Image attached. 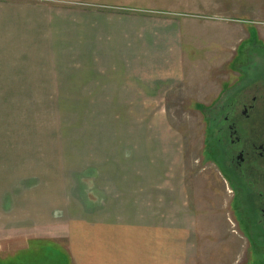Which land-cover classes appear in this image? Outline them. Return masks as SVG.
Instances as JSON below:
<instances>
[{"label":"rangeland","instance_id":"rangeland-1","mask_svg":"<svg viewBox=\"0 0 264 264\" xmlns=\"http://www.w3.org/2000/svg\"><path fill=\"white\" fill-rule=\"evenodd\" d=\"M16 1L3 2L12 5ZM194 2L197 6L189 10L181 29L184 63L204 73L198 80L201 84L211 81L223 88L232 81L229 69L235 68L222 64V55L237 51L242 39L243 51L250 36L264 40V0ZM17 3L22 9L10 6L3 10L0 34V55L5 56L0 58V86L4 87L0 89V141L12 145L9 151L18 155L19 175L15 176L32 173L36 184L58 186L52 199L42 196L43 188L35 191L34 201L56 207V214L68 215L69 210L58 209L60 200L53 198L67 192L69 203L79 205L82 197L75 191L77 178L92 162L102 163L106 156L111 157L106 162L110 163V159L123 161L131 153L139 157L151 154L157 167L165 161L179 169L177 180L182 183L181 203L174 196L168 200L162 196L158 241L164 263L179 264L187 259V264H264V248L251 244L248 234L235 231L232 187L225 186L209 160L205 114L211 100L193 96L187 91L192 85L186 84L187 89L177 95L168 90L170 98L159 100L164 104L120 105L124 100L113 97L115 79L107 83L91 77L93 66L103 64L100 58H90L91 21L89 15L85 17L89 4L58 0ZM22 65H32L36 72L20 73ZM116 67L117 63L113 71ZM15 69L19 74L7 73ZM17 79L22 84L16 83ZM15 85L28 87L11 88ZM196 101L206 104L197 105ZM172 180H176L174 176ZM167 181L170 190L173 184ZM84 221L88 225L52 220L12 232L1 230L0 264H66L64 256L58 255L64 249L70 259L74 255L90 258L94 235L89 218ZM41 239L47 244H38ZM140 240L147 239L143 236ZM53 245L51 251L45 248Z\"/></svg>","mask_w":264,"mask_h":264},{"label":"crops","instance_id":"crops-1","mask_svg":"<svg viewBox=\"0 0 264 264\" xmlns=\"http://www.w3.org/2000/svg\"><path fill=\"white\" fill-rule=\"evenodd\" d=\"M3 1L0 0V34L3 10L10 6L11 9H22L17 3L21 0L12 5ZM58 1L89 4V8H85V17L89 15L91 21L93 50L90 58L91 61L100 58V63L103 64L100 68L92 65L94 69L91 70V77H96L97 82L100 78L107 83L115 79L117 83L112 89L115 90L113 97L124 100L120 105L158 104L159 100L170 98L166 95L168 90H174L173 95H177L180 90L187 89L186 84L192 85L187 89L188 92H193V96L204 95V98L211 100L210 104L222 95L223 88L211 84L210 72L206 74L210 83L201 84L198 80L205 76L204 73L189 69L184 63L186 54L181 29L189 10L197 6L194 0ZM224 17L234 19L231 16ZM237 54L235 49L224 53L222 64H230L233 68ZM4 57L0 55L1 59ZM29 58L32 56L29 55ZM115 63L118 67L113 71ZM21 68L20 73L36 72L32 65ZM15 72L16 69L7 73ZM16 73L19 74V71ZM93 80L92 83H95ZM16 83L22 84L18 79ZM2 88L4 87L1 85L0 89ZM111 95L107 94V97ZM195 104L206 103L196 101ZM9 148L12 145L4 146L3 141H0V231L12 232L17 231L18 227L47 225L52 220L68 222L71 226L81 223L88 225L84 221L87 217L94 235L90 241L91 256L77 258L74 255L69 259V264H166L160 256L162 245L158 241L159 228H162V196L165 200L174 196L182 202L179 195L182 183L177 180L179 169H172L165 161L157 167L151 161V154L139 157L136 153H131L123 161L115 162L110 159V163L106 162L111 157L106 156L102 163L92 162L90 168L85 169L86 173L82 172L77 178L78 187H75V191L78 189L77 193L82 197L79 205L69 203L70 196L67 192L61 197L57 195L53 198L60 200L57 201L61 203L58 209L69 210L68 215H61L56 214V207L51 208L50 204L42 203L41 200L39 203L34 201L35 191L43 188L42 196L52 199L51 194L58 186L50 187L48 182L47 185H38L32 173L21 178L15 176L19 172L18 155L9 151ZM173 176L176 180H172ZM168 179L173 184L169 185L170 190L167 188ZM63 188L64 185L60 190ZM186 193L187 188L183 195ZM36 205H40L37 211ZM143 236L146 241L140 240ZM179 264H187V259H181Z\"/></svg>","mask_w":264,"mask_h":264},{"label":"flooded vegetation","instance_id":"flooded-vegetation-1","mask_svg":"<svg viewBox=\"0 0 264 264\" xmlns=\"http://www.w3.org/2000/svg\"><path fill=\"white\" fill-rule=\"evenodd\" d=\"M249 39L243 51V39L237 47L232 81L207 107L206 144L222 182L232 187L235 231L264 248V40Z\"/></svg>","mask_w":264,"mask_h":264},{"label":"trees","instance_id":"trees-1","mask_svg":"<svg viewBox=\"0 0 264 264\" xmlns=\"http://www.w3.org/2000/svg\"><path fill=\"white\" fill-rule=\"evenodd\" d=\"M47 242H48V241H44V239H41V240L38 241V244L46 245ZM53 246H54V245H53ZM45 248L48 249L49 251H51V249L55 248V246H54V247H52V246H50V247H49V246H45ZM45 248H44V249H45ZM62 248H63V247H62ZM58 249H61V248H58ZM58 255H59V257H60V256H64L65 261H66V264H69L70 256H69L68 253H66V250H64V252H60Z\"/></svg>","mask_w":264,"mask_h":264}]
</instances>
